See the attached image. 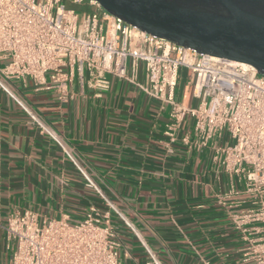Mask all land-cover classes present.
Listing matches in <instances>:
<instances>
[{
    "label": "built area",
    "instance_id": "built-area-1",
    "mask_svg": "<svg viewBox=\"0 0 264 264\" xmlns=\"http://www.w3.org/2000/svg\"><path fill=\"white\" fill-rule=\"evenodd\" d=\"M62 1L0 0V89L32 126L56 143L107 208L99 213L90 206L77 223L40 220L30 210L8 214L0 225L7 264H121L112 213L122 214L99 190L73 147L15 87L31 80L34 91L51 90L58 104L66 105L76 96L71 90L75 77L81 89L85 85L101 97L110 87L107 76L168 106L163 131L167 154L177 142L190 151L211 149L214 168L229 180V189L217 194L216 201L239 234L241 264H264V74L249 64L198 54L143 33L94 0H69L92 8L88 12ZM140 67L143 83L137 80ZM181 69L190 74L196 107L176 99ZM184 124L188 129L179 135ZM226 135L229 140H224ZM241 196L250 197L251 208L231 212L245 203Z\"/></svg>",
    "mask_w": 264,
    "mask_h": 264
},
{
    "label": "crops",
    "instance_id": "crops-1",
    "mask_svg": "<svg viewBox=\"0 0 264 264\" xmlns=\"http://www.w3.org/2000/svg\"><path fill=\"white\" fill-rule=\"evenodd\" d=\"M107 78L109 90L95 97L75 77L71 90L76 96L66 105H59L51 90L34 91L31 80L15 87L73 147L122 214L112 213L121 264H241L239 234L216 201L229 189V180L214 168L211 149L190 151L177 142L167 154L168 106L122 79ZM190 79L187 71H179L175 96L193 107ZM137 80L144 82L142 67ZM186 128L182 125L179 135ZM85 184L56 143L0 89V225L8 214L24 210L40 220L66 218L70 223L82 221L90 206L103 212L106 202ZM238 199L245 203L231 212L251 208L250 197ZM8 258L0 227V264Z\"/></svg>",
    "mask_w": 264,
    "mask_h": 264
},
{
    "label": "water",
    "instance_id": "water-1",
    "mask_svg": "<svg viewBox=\"0 0 264 264\" xmlns=\"http://www.w3.org/2000/svg\"><path fill=\"white\" fill-rule=\"evenodd\" d=\"M148 35L264 74V0H94Z\"/></svg>",
    "mask_w": 264,
    "mask_h": 264
},
{
    "label": "rangeland",
    "instance_id": "rangeland-1",
    "mask_svg": "<svg viewBox=\"0 0 264 264\" xmlns=\"http://www.w3.org/2000/svg\"><path fill=\"white\" fill-rule=\"evenodd\" d=\"M62 3L69 7V4H70L69 0H63ZM71 7L76 8V6H71ZM197 104H198V100H195L194 104H193V107H196ZM224 140H229V136L226 135Z\"/></svg>",
    "mask_w": 264,
    "mask_h": 264
}]
</instances>
